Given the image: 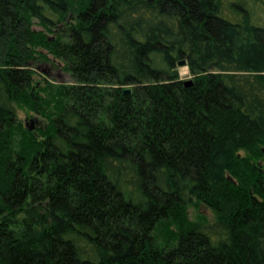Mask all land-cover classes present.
<instances>
[{
	"label": "trees",
	"instance_id": "16d2710c",
	"mask_svg": "<svg viewBox=\"0 0 264 264\" xmlns=\"http://www.w3.org/2000/svg\"><path fill=\"white\" fill-rule=\"evenodd\" d=\"M0 264H264V0H0Z\"/></svg>",
	"mask_w": 264,
	"mask_h": 264
},
{
	"label": "rangeland",
	"instance_id": "374dc122",
	"mask_svg": "<svg viewBox=\"0 0 264 264\" xmlns=\"http://www.w3.org/2000/svg\"><path fill=\"white\" fill-rule=\"evenodd\" d=\"M34 27L36 29L39 28L38 26ZM41 51L45 53L44 50ZM45 54V59L37 60L31 64L34 70V74L32 76L33 81L40 87L45 83V81L64 84L70 83L71 79L68 73L63 69L62 62L47 53ZM176 69L179 79H191V75L188 73L185 66H176ZM12 105L17 119L23 126L25 124L31 126L32 131H36L44 126L45 120L41 116L32 113L22 105ZM239 153L242 154L243 152L240 151ZM186 213L188 220L192 222L210 223L214 219L212 211L201 204L189 203L186 207Z\"/></svg>",
	"mask_w": 264,
	"mask_h": 264
},
{
	"label": "water",
	"instance_id": "95a60500",
	"mask_svg": "<svg viewBox=\"0 0 264 264\" xmlns=\"http://www.w3.org/2000/svg\"><path fill=\"white\" fill-rule=\"evenodd\" d=\"M184 65H185V61L183 59L178 60L176 62V66H178V67L184 66ZM191 82H192L191 79L183 80V85L184 86H189V85H191ZM129 92H130V89L128 87H125V88L122 89V93L123 94H128ZM25 126H26L27 129H31L32 128L31 126L26 125V124H25Z\"/></svg>",
	"mask_w": 264,
	"mask_h": 264
},
{
	"label": "flooded vegetation",
	"instance_id": "af4514ba",
	"mask_svg": "<svg viewBox=\"0 0 264 264\" xmlns=\"http://www.w3.org/2000/svg\"><path fill=\"white\" fill-rule=\"evenodd\" d=\"M45 72V71H44Z\"/></svg>",
	"mask_w": 264,
	"mask_h": 264
}]
</instances>
